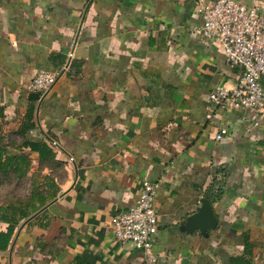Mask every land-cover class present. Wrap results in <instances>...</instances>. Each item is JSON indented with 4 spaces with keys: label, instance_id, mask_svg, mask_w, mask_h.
<instances>
[{
    "label": "crops",
    "instance_id": "1",
    "mask_svg": "<svg viewBox=\"0 0 264 264\" xmlns=\"http://www.w3.org/2000/svg\"><path fill=\"white\" fill-rule=\"evenodd\" d=\"M201 26L195 0H0V264H140L110 225L146 179L157 264H264V112L210 104L242 69ZM203 198L208 237L182 230Z\"/></svg>",
    "mask_w": 264,
    "mask_h": 264
},
{
    "label": "built area",
    "instance_id": "2",
    "mask_svg": "<svg viewBox=\"0 0 264 264\" xmlns=\"http://www.w3.org/2000/svg\"><path fill=\"white\" fill-rule=\"evenodd\" d=\"M202 20L199 32L217 44L232 68H241L239 84L233 89L219 86L208 95L216 112L251 110L264 112V14L257 6L238 0H195ZM69 70H41L29 84L31 91L42 96L51 92ZM218 119L216 113L212 117ZM227 130L216 136L221 141ZM158 184L144 180L135 204L113 217L110 230L122 245H131L143 255L140 264H157L153 251L159 230L156 206Z\"/></svg>",
    "mask_w": 264,
    "mask_h": 264
},
{
    "label": "water",
    "instance_id": "3",
    "mask_svg": "<svg viewBox=\"0 0 264 264\" xmlns=\"http://www.w3.org/2000/svg\"><path fill=\"white\" fill-rule=\"evenodd\" d=\"M200 203L201 206L198 208L196 214L188 218L182 230L189 233L200 231L203 236L208 237L209 232L217 228L218 219L207 199L203 198Z\"/></svg>",
    "mask_w": 264,
    "mask_h": 264
},
{
    "label": "trees",
    "instance_id": "4",
    "mask_svg": "<svg viewBox=\"0 0 264 264\" xmlns=\"http://www.w3.org/2000/svg\"><path fill=\"white\" fill-rule=\"evenodd\" d=\"M3 117V111L2 109L0 108V119ZM213 192L210 191L208 193V199L209 200H212V197H213ZM218 194V193H217ZM220 194V193H219ZM218 194V195H219ZM213 201V200H212ZM11 232L12 230H9V232L7 234H1L0 235V249H6L8 247V245L10 244V241H11Z\"/></svg>",
    "mask_w": 264,
    "mask_h": 264
}]
</instances>
